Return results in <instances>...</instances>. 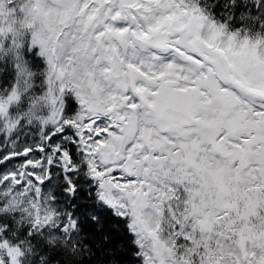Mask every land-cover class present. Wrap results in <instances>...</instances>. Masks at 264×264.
I'll use <instances>...</instances> for the list:
<instances>
[{
	"label": "snow or ice",
	"instance_id": "snow-or-ice-1",
	"mask_svg": "<svg viewBox=\"0 0 264 264\" xmlns=\"http://www.w3.org/2000/svg\"><path fill=\"white\" fill-rule=\"evenodd\" d=\"M0 264H264V0H0Z\"/></svg>",
	"mask_w": 264,
	"mask_h": 264
}]
</instances>
